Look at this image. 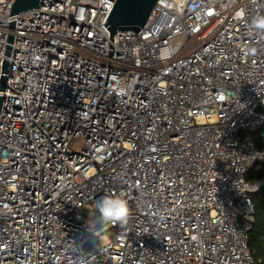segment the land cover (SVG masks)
I'll list each match as a JSON object with an SVG mask.
<instances>
[{"label":"built area","instance_id":"built-area-1","mask_svg":"<svg viewBox=\"0 0 264 264\" xmlns=\"http://www.w3.org/2000/svg\"><path fill=\"white\" fill-rule=\"evenodd\" d=\"M13 2L0 0V264H256L264 34L249 22L264 0H158L113 37L116 0ZM116 192L127 223L89 222L84 206Z\"/></svg>","mask_w":264,"mask_h":264},{"label":"water","instance_id":"water-1","mask_svg":"<svg viewBox=\"0 0 264 264\" xmlns=\"http://www.w3.org/2000/svg\"><path fill=\"white\" fill-rule=\"evenodd\" d=\"M158 0H116L108 15L105 25L113 37L119 31L135 30L138 32L148 21ZM44 0H14L10 14L20 13L39 7ZM8 62H5L4 70ZM5 77L1 80V87L5 88ZM2 97H0L1 109Z\"/></svg>","mask_w":264,"mask_h":264},{"label":"clouds","instance_id":"clouds-1","mask_svg":"<svg viewBox=\"0 0 264 264\" xmlns=\"http://www.w3.org/2000/svg\"><path fill=\"white\" fill-rule=\"evenodd\" d=\"M249 27L254 32L264 34V14H257L253 16L249 22ZM247 54L255 55L256 49L250 47L246 50ZM95 210L98 214V221L104 224H126L129 216L130 209L126 194L123 192H116L104 196L102 199L95 203Z\"/></svg>","mask_w":264,"mask_h":264},{"label":"trees","instance_id":"trees-1","mask_svg":"<svg viewBox=\"0 0 264 264\" xmlns=\"http://www.w3.org/2000/svg\"><path fill=\"white\" fill-rule=\"evenodd\" d=\"M256 145L258 148L264 149V141H257ZM261 177H264V164L257 163L253 170L247 175V178L254 179ZM251 199L255 208V218L249 232V248L254 256L256 264H264V187H262L260 191L253 193Z\"/></svg>","mask_w":264,"mask_h":264},{"label":"rangeland","instance_id":"rangeland-1","mask_svg":"<svg viewBox=\"0 0 264 264\" xmlns=\"http://www.w3.org/2000/svg\"><path fill=\"white\" fill-rule=\"evenodd\" d=\"M254 137L256 139V142H263V137L261 135V131L254 132ZM94 204L93 203H88L84 206V212L86 214V217L89 222L94 223L97 220V215L95 214L94 211ZM86 248H88L86 246Z\"/></svg>","mask_w":264,"mask_h":264}]
</instances>
